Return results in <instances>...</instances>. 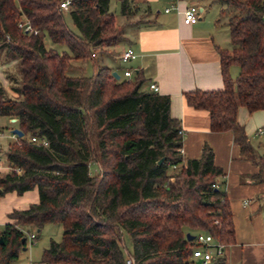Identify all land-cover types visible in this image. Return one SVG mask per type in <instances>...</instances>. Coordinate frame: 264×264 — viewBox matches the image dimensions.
I'll return each mask as SVG.
<instances>
[{
  "label": "trees",
  "instance_id": "1",
  "mask_svg": "<svg viewBox=\"0 0 264 264\" xmlns=\"http://www.w3.org/2000/svg\"><path fill=\"white\" fill-rule=\"evenodd\" d=\"M62 1L0 0V65L9 82L0 83V116L17 118L23 131L5 151L10 170L0 173V189L39 193L37 203L14 209V221L0 226V264H13L27 246L20 226L40 230L46 223L63 228L61 240L43 250L40 262L47 264H125V233L134 264H194L195 239L187 234L201 230L234 243L213 149L205 144L199 158L185 159L170 96L145 89L139 71L116 78L95 57L124 40L110 0H69L68 8ZM222 1L232 45L220 53L224 86L185 97L209 111L211 131L233 133L241 154L259 166L255 177L264 180V154L237 119L239 106L264 109V0ZM121 13H132L128 0H121ZM24 19L36 33L19 27ZM72 60H92L94 74L69 75ZM92 162L99 171H91ZM211 264H227L226 258Z\"/></svg>",
  "mask_w": 264,
  "mask_h": 264
},
{
  "label": "crops",
  "instance_id": "2",
  "mask_svg": "<svg viewBox=\"0 0 264 264\" xmlns=\"http://www.w3.org/2000/svg\"><path fill=\"white\" fill-rule=\"evenodd\" d=\"M116 1L120 16H115L117 23L124 26V40L97 52L95 57L121 79H131L136 71L141 72L147 79L145 89L155 82L160 94L170 96L171 115L179 120L183 130L184 158H199L203 146L208 144L214 151L216 165L223 169L224 174L218 180L224 182L235 227V242L225 247L227 264H264V180L255 177L259 166L241 154L231 131H211L209 111L194 108L185 97V93L196 89L218 90L224 86L220 53L232 47L225 3L222 0H128L132 13L126 16L121 13V0ZM175 3L178 9L165 10ZM190 4L201 6L203 12L193 23H185L184 9ZM127 47L134 49V55L128 63H122L119 56ZM112 62H120V67L121 63L125 64L119 68L123 69L122 74ZM236 66L234 63L229 68L233 79ZM5 67L0 66V83L7 88ZM126 69H132L133 75L126 77ZM0 117L17 127L12 118ZM237 119L255 151L264 154V109L249 112L245 106H239ZM0 137H6L1 128ZM6 149L0 147V173L9 171L7 160L4 163L2 159ZM38 201L37 188L23 194L2 192L0 226L14 221L9 217L14 209H26Z\"/></svg>",
  "mask_w": 264,
  "mask_h": 264
},
{
  "label": "rangeland",
  "instance_id": "3",
  "mask_svg": "<svg viewBox=\"0 0 264 264\" xmlns=\"http://www.w3.org/2000/svg\"><path fill=\"white\" fill-rule=\"evenodd\" d=\"M110 9L113 13H115V15L117 17L120 16L119 15L120 14V11H119L120 6L116 0H111ZM213 12H215V10ZM65 20H66L68 26L71 29L76 31V27L74 26L72 19L68 13H66V15H65ZM120 25L121 24H119V26ZM46 43L48 46L55 47L60 51H62L63 48L66 49L65 46L59 45V44H53L49 40H47ZM3 54L4 53L1 52L0 56L3 57ZM83 61H85V60H83ZM112 64L114 65V67H118L119 73L122 74L123 69L121 70L119 68H122L123 65H125V64L121 63L122 67H120V62H117V63L112 62L111 65ZM1 65H3V64H1ZM236 68H237V73H238L239 66L237 65ZM95 70H96V67H95L92 60H88L87 62H85V64L82 63V61L72 60L71 61V67L68 70V74L69 75H75V76H77V75L78 76H80V75H92V74H94ZM237 73L233 72V76L234 77L237 76L236 75ZM7 87H9V84L7 85ZM0 128L4 130V133L6 135V137H3V138L0 137V147L3 150H5L8 147V143L12 142L14 139L11 137V135H12L13 129L15 127H14V124L10 123L7 118L0 117ZM2 159H3L4 163H6L5 154H2ZM90 168H91V171L94 173L99 171V167L95 162H92L90 164ZM23 230L26 232V235L29 236V234L35 233L37 237L33 243H30V241H28L26 249L21 250L19 258L16 261H14L13 264H30L31 261L40 262L42 260L43 250L50 245L51 240L60 241L62 238V233H63L62 225L57 224V223H46L43 227H41L40 230H38V228L34 227V226H29L27 228L23 227ZM124 246H125L124 248L126 250V254L128 257V256H130L129 252L132 250V245H131V240H130L129 236L126 233L124 234Z\"/></svg>",
  "mask_w": 264,
  "mask_h": 264
},
{
  "label": "built area",
  "instance_id": "4",
  "mask_svg": "<svg viewBox=\"0 0 264 264\" xmlns=\"http://www.w3.org/2000/svg\"><path fill=\"white\" fill-rule=\"evenodd\" d=\"M70 1L69 0H63L61 2V7L62 8H68ZM172 9H178V4H171L169 7H167L165 10L168 12ZM203 12V8L197 4H190L184 9V21L185 23H193L196 21L200 16L201 13ZM19 27H21L24 31L28 32H37L36 29H34L29 22V20L24 19L19 22ZM134 55V49L132 47H127L123 50V52L120 54L119 58L122 63H128L132 56ZM134 71L132 69H126L124 71V75L126 77L132 76ZM149 89L158 92L159 91V86L155 83L152 82L149 84ZM17 121V120H16ZM181 133H183V130H180ZM260 132L262 133L263 130L261 129ZM13 137H16V134L13 132L12 133ZM33 141H36V137H32ZM43 144H48L46 140L42 141ZM2 167V161L0 158V168ZM10 170V167L8 168ZM17 172H21V168H16L15 169ZM214 186H218V184H214ZM28 241L30 243H33L34 240L36 239V234L31 233L29 234ZM195 246L193 249V254L192 258L194 259V262L201 258L203 264H211L214 262L216 259L224 256L225 254V247L226 244L217 239L211 232L201 230L198 231L195 234ZM30 264H47L46 262H33L31 261ZM125 264H134V260L131 256H128L127 259L125 260Z\"/></svg>",
  "mask_w": 264,
  "mask_h": 264
},
{
  "label": "water",
  "instance_id": "5",
  "mask_svg": "<svg viewBox=\"0 0 264 264\" xmlns=\"http://www.w3.org/2000/svg\"><path fill=\"white\" fill-rule=\"evenodd\" d=\"M113 75H114L116 78H120V75H119L116 71H113ZM16 120H17V118H15V117L12 118V121H16ZM13 132H14L15 134H17L18 136H22V135H23V131H22L20 128H18V127H15V128L13 129ZM2 192H3V191L0 189V194H1ZM187 237H188V239H194V238H195V235H194V234H191V233H188V234H187ZM0 241L3 242L2 239H0ZM22 241L25 242V241H26V237H23ZM25 249H26V246L23 247V250H25ZM195 264H203V263H202V259H201V258L197 259V260L195 261Z\"/></svg>",
  "mask_w": 264,
  "mask_h": 264
}]
</instances>
